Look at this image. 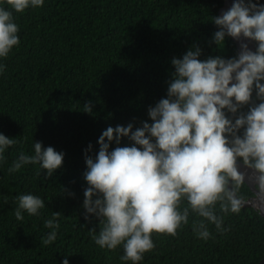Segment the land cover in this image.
<instances>
[{
    "label": "trees",
    "instance_id": "obj_1",
    "mask_svg": "<svg viewBox=\"0 0 264 264\" xmlns=\"http://www.w3.org/2000/svg\"><path fill=\"white\" fill-rule=\"evenodd\" d=\"M225 1L45 0L42 8L13 13L20 44L0 61L6 65L0 76V133L18 143L0 166V264H62L65 258L69 264H124L122 246L109 251L95 244L92 231L99 233L100 220L84 218L85 154L95 159L99 137L109 126L132 123L135 130L152 123L148 109L167 98L174 58L197 47L202 61L238 55L231 37L223 49L213 42L219 30L213 18ZM89 102L90 113L83 111ZM35 142L64 153L62 167L51 177L39 165L9 174L19 152L33 154ZM130 145L122 138L119 146ZM240 192L252 197L246 184ZM26 193L42 197L46 207L39 216L25 212L18 221L16 197ZM52 213L60 214V229L57 240L44 246L42 238L50 231L44 222ZM197 219L190 214L175 236L153 234L155 248L141 264H260L264 259V218L256 209L225 215L229 231L221 234L210 225L214 238L207 241L193 234Z\"/></svg>",
    "mask_w": 264,
    "mask_h": 264
},
{
    "label": "clouds",
    "instance_id": "obj_2",
    "mask_svg": "<svg viewBox=\"0 0 264 264\" xmlns=\"http://www.w3.org/2000/svg\"><path fill=\"white\" fill-rule=\"evenodd\" d=\"M4 2L9 7L0 2V61L20 44L13 13L45 4V0ZM213 22L219 29L213 42L219 48L226 36L237 41L243 37L256 42V51L241 43V51L231 59L202 61L198 47L182 59L174 58L167 98L148 109L152 123L144 122L135 130L132 123L109 126L99 137L95 159L85 154L84 218L100 220L99 233L92 231L95 244L109 251L122 246L124 264H141L155 248L153 234L177 235L189 223L190 214L199 217L192 222L194 236L207 241L214 238L210 225L221 234L229 231L224 227L225 215L239 214L246 205L260 216L264 213V4L234 0ZM5 70L0 63V76ZM254 90L259 103L252 99ZM245 105H251L249 111H240ZM83 111H92L91 102ZM122 138L131 145L119 146ZM17 143L18 139L0 133V166L6 162L5 152ZM113 143L117 147L110 151ZM33 149L31 155L20 151L8 173L39 165L51 177L62 167L64 153L44 148L41 142L33 143ZM91 149L89 145L87 151ZM237 160L253 170L251 198L240 192L246 173L238 169ZM16 201L18 221L25 212L39 216L46 207L42 197L31 193L18 195ZM59 217L52 213L45 220L50 231L42 238L44 246L57 240Z\"/></svg>",
    "mask_w": 264,
    "mask_h": 264
},
{
    "label": "water",
    "instance_id": "obj_3",
    "mask_svg": "<svg viewBox=\"0 0 264 264\" xmlns=\"http://www.w3.org/2000/svg\"><path fill=\"white\" fill-rule=\"evenodd\" d=\"M233 2H234V0H226L225 1L223 7L220 10V16L232 6ZM233 41L236 43L238 53L241 51V48H240L241 43H247L248 47L251 51H253V52L256 51L257 45H256V42H254V41L245 40L243 37H241L240 41H237L235 39H233ZM237 166L241 172L246 173L245 184L251 189L252 192H254L255 188H254L253 182L249 179V177L253 176V170L248 169L242 162H240L238 160H237ZM244 208H252V207L250 205H246ZM261 216L264 218V213H262ZM260 264H264V259L260 262Z\"/></svg>",
    "mask_w": 264,
    "mask_h": 264
}]
</instances>
